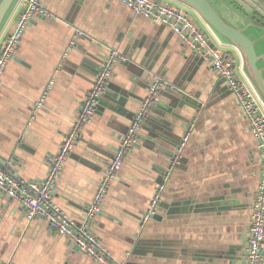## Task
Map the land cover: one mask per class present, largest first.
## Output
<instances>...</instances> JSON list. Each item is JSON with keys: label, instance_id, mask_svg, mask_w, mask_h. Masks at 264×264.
<instances>
[{"label": "crops", "instance_id": "0c3cea01", "mask_svg": "<svg viewBox=\"0 0 264 264\" xmlns=\"http://www.w3.org/2000/svg\"><path fill=\"white\" fill-rule=\"evenodd\" d=\"M210 1L229 22L230 14H240L238 9L247 13L264 33V0ZM39 2L53 17H33L0 84L4 169L24 182L44 179L98 66L109 49H116L126 61L115 66L95 116L65 162L54 202L74 221L85 218L114 149L158 75L171 89L161 93L143 122L139 145L125 158L90 231L116 264H243L260 163L256 143L223 79L168 28L116 0ZM183 9L212 46L229 53L239 78L246 81L239 52L220 44L199 15ZM21 11L17 0L0 28V46ZM53 75L54 85L34 112ZM190 124L193 128L179 163L164 182L156 214L142 223ZM0 262L93 264L44 220H27L19 202L1 195Z\"/></svg>", "mask_w": 264, "mask_h": 264}, {"label": "built area", "instance_id": "2783aa9c", "mask_svg": "<svg viewBox=\"0 0 264 264\" xmlns=\"http://www.w3.org/2000/svg\"><path fill=\"white\" fill-rule=\"evenodd\" d=\"M116 1L134 13L168 28L190 52L208 62L214 73L224 80L256 143L260 163V178L248 215L246 253L243 264H264V105L249 82L242 81L237 77L234 62L229 53L210 44L203 30L191 20L183 9V5L175 4L173 0ZM21 5L22 11L15 21L12 32L0 46V84L5 69L19 47L25 30L31 24L33 17H53L41 6L39 0H21ZM76 36L69 41L66 52L55 72L58 71L61 62L66 58L68 50L74 45ZM125 61V56L118 50L109 49L107 51L104 61L96 70L91 87L86 91L84 99L78 107L75 119L64 134L58 151L52 157L42 181L24 182L0 167V195L19 202L27 220L35 218L44 220L53 233L64 237L69 242L73 251L87 256L93 264H116L99 239L92 234L90 228L94 218L101 212L103 200L116 180L125 158L139 145L140 129L143 122L153 106L158 103L161 93L166 89H171L170 83L158 75L152 77L147 94L114 149L113 156L107 163L87 208V215L81 222L74 221L63 212L54 202L53 192L65 162L82 137L85 126L92 121L96 114L100 100L113 76L115 66L119 62ZM54 83L53 75L35 101L34 112L42 107ZM192 128L193 124H190L185 129L181 141L165 169L162 177L163 182L154 189L149 206L141 218L142 223L147 222L156 214L164 182L179 163L189 131ZM0 264L11 263L0 262Z\"/></svg>", "mask_w": 264, "mask_h": 264}, {"label": "water", "instance_id": "95a60500", "mask_svg": "<svg viewBox=\"0 0 264 264\" xmlns=\"http://www.w3.org/2000/svg\"><path fill=\"white\" fill-rule=\"evenodd\" d=\"M16 1L0 0V28ZM174 1L199 15L220 44L230 46L239 52L242 58L244 76L264 105V52L260 49L261 46L264 47V33L257 30L259 26L256 25L257 27H255L250 20V16L247 13V15L244 14L238 8L240 14H230L229 22L219 14L213 1ZM0 167L8 168L2 158H0Z\"/></svg>", "mask_w": 264, "mask_h": 264}, {"label": "rangeland", "instance_id": "374dc122", "mask_svg": "<svg viewBox=\"0 0 264 264\" xmlns=\"http://www.w3.org/2000/svg\"><path fill=\"white\" fill-rule=\"evenodd\" d=\"M215 43H216V41H215ZM232 49H233V48H232ZM236 75H237V77L239 78V76H238L239 74H238L237 72H236ZM239 79H240V78H239Z\"/></svg>", "mask_w": 264, "mask_h": 264}]
</instances>
